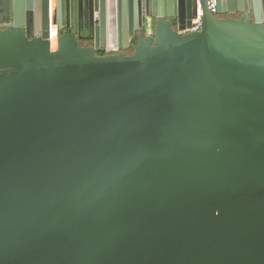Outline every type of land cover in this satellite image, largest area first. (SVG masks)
Here are the masks:
<instances>
[{
  "label": "water",
  "instance_id": "water-1",
  "mask_svg": "<svg viewBox=\"0 0 264 264\" xmlns=\"http://www.w3.org/2000/svg\"><path fill=\"white\" fill-rule=\"evenodd\" d=\"M54 1L0 0V264H264V0L131 56L133 0Z\"/></svg>",
  "mask_w": 264,
  "mask_h": 264
},
{
  "label": "flooded vegetation",
  "instance_id": "flooded-vegetation-1",
  "mask_svg": "<svg viewBox=\"0 0 264 264\" xmlns=\"http://www.w3.org/2000/svg\"><path fill=\"white\" fill-rule=\"evenodd\" d=\"M92 1H88L87 6L88 10H87V14H86V22L89 25H92L94 22V17L92 12L90 11V9H92ZM163 6L164 10L169 12L171 11L172 13L175 11L176 9V5L175 3H169L168 0H133V4H132V14H131V18H132V23L134 26L137 27V31L135 32V36L133 39H130V44H129V48L126 51H122V50H116V51H112V50H108L105 49L104 50V55H106L107 53L109 54H123L125 56H131L133 54L134 49L138 46V42L140 38H144L147 33H148V29H147V25L145 28H143L144 23L147 20V14H149L151 11L157 9L158 7ZM182 11L183 14L185 16H191L193 15L194 12V0H183L182 1ZM170 8V9H169ZM242 17L241 13H237V14H227L223 17H221V19H236L239 20ZM172 23V29L175 30V20L171 19L170 20ZM81 23V19L80 16L77 14L76 15V19L74 20V24H76V26L79 28ZM154 22L151 21L150 23V27L151 29L153 28ZM141 28V29H140ZM69 33L72 32L71 29H63L62 32H57V36L61 35L63 33ZM27 34L29 36L30 39L33 38V33L32 31L28 30ZM112 43H116V41L114 40V38L110 37ZM136 41V44H134V42ZM80 46H87L89 45V43L87 41H81L79 42ZM91 45V44H90ZM131 49H133V51L131 52ZM100 52V51H99ZM98 54V53H97Z\"/></svg>",
  "mask_w": 264,
  "mask_h": 264
},
{
  "label": "built area",
  "instance_id": "built-area-1",
  "mask_svg": "<svg viewBox=\"0 0 264 264\" xmlns=\"http://www.w3.org/2000/svg\"><path fill=\"white\" fill-rule=\"evenodd\" d=\"M215 4H216V0H208V7L212 13H215ZM202 16H203V10L201 6V0H194V12L191 19V25L190 28L187 29L185 32L187 33L196 32L200 28ZM147 29H148V33H150L151 27L149 20L147 21ZM53 32H56L57 35V28L55 26H51L50 28L49 40L50 38H53Z\"/></svg>",
  "mask_w": 264,
  "mask_h": 264
},
{
  "label": "crops",
  "instance_id": "crops-1",
  "mask_svg": "<svg viewBox=\"0 0 264 264\" xmlns=\"http://www.w3.org/2000/svg\"><path fill=\"white\" fill-rule=\"evenodd\" d=\"M109 2L110 3H117L118 2V0H109ZM122 2V1H121ZM125 2H127V0L125 1ZM54 5H55V1L54 0H51V8L53 9L54 8Z\"/></svg>",
  "mask_w": 264,
  "mask_h": 264
},
{
  "label": "trees",
  "instance_id": "trees-1",
  "mask_svg": "<svg viewBox=\"0 0 264 264\" xmlns=\"http://www.w3.org/2000/svg\"><path fill=\"white\" fill-rule=\"evenodd\" d=\"M221 17H223V16H219V18H221ZM134 44H136V41L134 42ZM133 51V49H131V52ZM98 56H103L104 55V51H100V52H98V54H97Z\"/></svg>",
  "mask_w": 264,
  "mask_h": 264
},
{
  "label": "rangeland",
  "instance_id": "rangeland-1",
  "mask_svg": "<svg viewBox=\"0 0 264 264\" xmlns=\"http://www.w3.org/2000/svg\"><path fill=\"white\" fill-rule=\"evenodd\" d=\"M53 38H57L56 32H53Z\"/></svg>",
  "mask_w": 264,
  "mask_h": 264
}]
</instances>
